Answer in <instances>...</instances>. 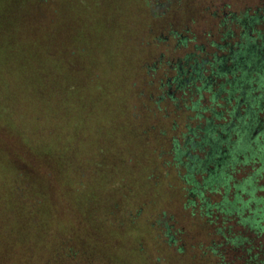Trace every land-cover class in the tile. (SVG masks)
<instances>
[{
	"label": "rangeland",
	"instance_id": "374dc122",
	"mask_svg": "<svg viewBox=\"0 0 264 264\" xmlns=\"http://www.w3.org/2000/svg\"><path fill=\"white\" fill-rule=\"evenodd\" d=\"M229 14L264 0H0V264H254L263 236L185 206L187 113L155 103Z\"/></svg>",
	"mask_w": 264,
	"mask_h": 264
},
{
	"label": "trees",
	"instance_id": "16d2710c",
	"mask_svg": "<svg viewBox=\"0 0 264 264\" xmlns=\"http://www.w3.org/2000/svg\"><path fill=\"white\" fill-rule=\"evenodd\" d=\"M263 25L264 14L223 18L220 28L226 34L220 43H211V52L197 45L178 62L175 75L159 84L155 102L169 100L175 110L187 113L185 130L172 150L173 165L185 171V206L199 209L213 224L219 214L224 225L237 217L258 238L264 237V198L256 196L264 190L259 185L264 178V130L257 133L264 123ZM240 172L246 173L242 181L236 178ZM210 194L218 196L215 202ZM32 210L39 216L43 212ZM67 253L77 260L75 250ZM253 263L264 264V245Z\"/></svg>",
	"mask_w": 264,
	"mask_h": 264
}]
</instances>
